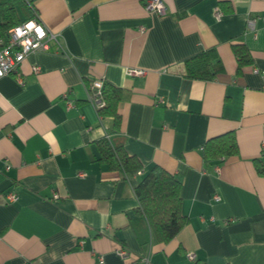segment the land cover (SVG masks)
<instances>
[{
	"label": "crops",
	"instance_id": "1",
	"mask_svg": "<svg viewBox=\"0 0 264 264\" xmlns=\"http://www.w3.org/2000/svg\"><path fill=\"white\" fill-rule=\"evenodd\" d=\"M27 1L60 48L0 78V264H264V0H162V15L143 0ZM234 43L251 63L238 68ZM210 49L213 78L185 77L181 62ZM94 80L130 93L117 134L134 175L96 161L113 119L88 100ZM226 133L237 154L204 159ZM153 165L180 181L188 219L167 243L136 212Z\"/></svg>",
	"mask_w": 264,
	"mask_h": 264
},
{
	"label": "trees",
	"instance_id": "2",
	"mask_svg": "<svg viewBox=\"0 0 264 264\" xmlns=\"http://www.w3.org/2000/svg\"><path fill=\"white\" fill-rule=\"evenodd\" d=\"M34 12L35 8L27 0H0V38L6 40L9 29L32 20ZM233 52L238 68L251 63V56L243 44L234 43ZM217 61L215 50H206L184 59L181 72L190 79L210 80L215 74L214 63ZM102 95L104 106L98 112L101 116L111 117L113 126L112 133L97 142L99 153L96 161L112 170L134 175L143 166L135 156L126 153L123 139L117 134L120 123L118 105L127 101L130 93L124 88L103 82ZM236 154L237 145L232 133L210 138L203 147V158L217 159L218 163ZM180 187L181 183L175 176L153 165L135 188L139 203L136 212L146 223L152 243H167L187 223L188 219L181 211Z\"/></svg>",
	"mask_w": 264,
	"mask_h": 264
},
{
	"label": "built area",
	"instance_id": "3",
	"mask_svg": "<svg viewBox=\"0 0 264 264\" xmlns=\"http://www.w3.org/2000/svg\"><path fill=\"white\" fill-rule=\"evenodd\" d=\"M144 9L151 14L162 15L165 13V5L162 0H143ZM215 17L219 19L221 12L216 8ZM35 17L30 20L39 27L44 35L40 36L36 32L35 28L31 30L25 29L30 21L22 22L11 29H9L6 40L0 38V78L11 72L16 71L19 64L26 58V56L34 51H49L51 50V45L56 48H60V43L57 40L55 34L49 32L44 25L38 20L37 13L34 12ZM254 20H248L249 26L253 24ZM19 28L24 34L17 36L16 29ZM34 72H38L39 68L37 66L32 68ZM258 72L257 70H254ZM126 74L128 76H143L144 71L136 68H127ZM264 77V71L261 72ZM103 80H94L91 82L88 91L89 102L98 110L104 106V100L102 95ZM162 101V100H160ZM69 106V105H68ZM264 148V141H263ZM54 197H56L54 195ZM16 199L15 193H8L6 195L7 201H14ZM216 201L219 200L218 196L214 198ZM121 251L120 254H124ZM189 261H193V254H187Z\"/></svg>",
	"mask_w": 264,
	"mask_h": 264
},
{
	"label": "clouds",
	"instance_id": "4",
	"mask_svg": "<svg viewBox=\"0 0 264 264\" xmlns=\"http://www.w3.org/2000/svg\"><path fill=\"white\" fill-rule=\"evenodd\" d=\"M33 28H35L38 35L40 36L44 35L43 31L39 27H37L33 21H30L27 25H25V29L27 30H31ZM15 31H16L17 36L24 34L19 28H17Z\"/></svg>",
	"mask_w": 264,
	"mask_h": 264
}]
</instances>
